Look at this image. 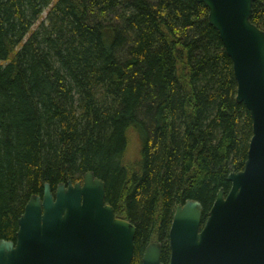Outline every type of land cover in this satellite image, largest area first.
Masks as SVG:
<instances>
[{"label": "trees", "instance_id": "1", "mask_svg": "<svg viewBox=\"0 0 264 264\" xmlns=\"http://www.w3.org/2000/svg\"><path fill=\"white\" fill-rule=\"evenodd\" d=\"M208 15L196 0H0V240L46 183L93 171L137 227L133 264L152 240L169 264L177 205L198 200L205 222L253 136ZM251 20L264 30V0Z\"/></svg>", "mask_w": 264, "mask_h": 264}, {"label": "water", "instance_id": "2", "mask_svg": "<svg viewBox=\"0 0 264 264\" xmlns=\"http://www.w3.org/2000/svg\"><path fill=\"white\" fill-rule=\"evenodd\" d=\"M209 10L233 62L237 102L253 121L245 167L231 172L204 222L198 200L178 204L169 231V264H264V30L251 20L257 0H196ZM15 241L0 240V264H133L137 227L117 217L106 183L93 171L83 180L49 183L33 195ZM152 240L142 264H164Z\"/></svg>", "mask_w": 264, "mask_h": 264}, {"label": "rangeland", "instance_id": "3", "mask_svg": "<svg viewBox=\"0 0 264 264\" xmlns=\"http://www.w3.org/2000/svg\"><path fill=\"white\" fill-rule=\"evenodd\" d=\"M47 14H48V9H45V11H44V13H43V18H46ZM37 25H38V24H37Z\"/></svg>", "mask_w": 264, "mask_h": 264}]
</instances>
